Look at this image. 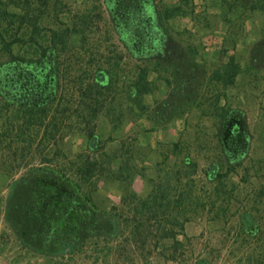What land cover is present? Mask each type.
Returning <instances> with one entry per match:
<instances>
[{"label":"rangeland","instance_id":"1","mask_svg":"<svg viewBox=\"0 0 264 264\" xmlns=\"http://www.w3.org/2000/svg\"><path fill=\"white\" fill-rule=\"evenodd\" d=\"M3 1V10L27 22L0 21V61L9 59L5 42L27 60L51 48L59 75L53 66L58 91L42 120L8 109L0 96V264H264V2L253 10L257 0H145L144 31L142 15L120 26L108 0ZM131 33L155 40L154 52L135 55ZM184 51L194 54L202 96L182 117L162 122L160 105L178 87L161 58ZM232 58L240 73L225 87L218 73ZM143 70L152 91L141 100L147 112L133 96ZM218 106L242 111L249 128L247 154L231 173ZM90 132L99 141L93 149ZM88 158L96 164L94 202L119 216V236L71 255L25 247L7 221L13 185L40 166L75 177ZM212 166L224 178L208 179ZM154 192L166 193L170 207L154 203Z\"/></svg>","mask_w":264,"mask_h":264},{"label":"trees","instance_id":"2","mask_svg":"<svg viewBox=\"0 0 264 264\" xmlns=\"http://www.w3.org/2000/svg\"><path fill=\"white\" fill-rule=\"evenodd\" d=\"M108 3L120 26L123 18L128 19L132 15H142L139 25L145 22L142 18L146 15L143 0H108ZM253 4V10L261 9L258 5L260 0ZM4 5V1L0 0V21L10 18L19 19L21 24L27 22L26 17L3 10ZM14 44L4 43L9 59L0 61V96L5 99L8 109L24 108L30 115L42 120L55 101L58 83L52 77V67L53 74L59 75V65L50 55L53 54L51 48L45 49L38 59L27 60L13 54ZM161 62L162 66L168 67L166 72L172 70L178 87L172 96L174 100L163 103L159 108L158 119L169 122L185 115L202 94L196 89L198 66L194 54L189 56L184 51L181 56L173 55L168 61L163 57ZM222 69L218 76L224 86H233L240 67L232 58ZM102 81H105L102 75H97L96 82L100 84ZM168 84L172 85L169 81ZM134 88L136 108L147 112L148 107L141 101L152 92L146 70L141 72ZM217 100L219 104V97ZM216 108V117L220 122L219 142L230 159L231 173L234 170L232 163L237 161L240 166L247 154L249 128L242 111L220 106ZM88 138L90 149L99 145L93 133H88ZM173 147L178 151L180 145L177 143ZM185 165L196 168L189 159L185 160ZM95 168L96 164L91 163L90 158L78 167L75 177L49 166L34 167L13 185L8 199L7 221L25 247L46 256L71 255L83 250L91 240H112L119 236L122 229L119 216L99 210L94 202L93 195L97 192V185L92 182ZM206 176L212 181L224 178L214 166L207 170ZM155 194L157 192L149 196L154 203L161 199L159 207H170L169 201L167 206L163 203L167 200L166 193H160V197ZM149 202L148 199L142 201L141 207L149 209Z\"/></svg>","mask_w":264,"mask_h":264},{"label":"flooded vegetation","instance_id":"3","mask_svg":"<svg viewBox=\"0 0 264 264\" xmlns=\"http://www.w3.org/2000/svg\"><path fill=\"white\" fill-rule=\"evenodd\" d=\"M143 6L144 8L147 6V1L143 0ZM147 20V19H146ZM125 19L123 18V23H124ZM150 21H148L147 23H149ZM123 26V24H122ZM138 29L140 30H146L148 29V27L145 25V23H142V25H137ZM150 35V34H149ZM136 36V34H130L128 37V41H129V45L132 48V51L135 55H137L138 53H147L150 54L151 52H154L155 50V44L154 41L155 40H134V37ZM154 37V36H153Z\"/></svg>","mask_w":264,"mask_h":264}]
</instances>
